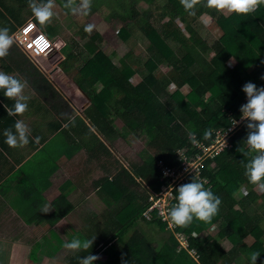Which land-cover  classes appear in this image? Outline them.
<instances>
[{"label": "trees", "instance_id": "1", "mask_svg": "<svg viewBox=\"0 0 264 264\" xmlns=\"http://www.w3.org/2000/svg\"><path fill=\"white\" fill-rule=\"evenodd\" d=\"M138 1H112L115 12L112 18L106 17L109 23L102 33L96 26L89 35L84 31L89 24L85 22L79 33L82 38H88L83 45L90 56L81 60L71 49L62 61L64 69L69 65L76 69L75 79L93 107L90 121L102 135L111 131L126 139L129 133L139 131L138 135L142 133L146 138V147L139 153L140 162L135 165L136 174L147 186L146 196L139 203L126 207L124 221L120 218L112 221L110 227L117 225L118 241L124 237L122 232L126 228L140 221L144 223L143 228H166L167 224L154 219L155 215L151 220L142 216L149 206L148 191H158L160 185L166 183L158 163L162 161L167 168L177 166L182 161L179 150L185 148L187 156L198 151L187 136L189 132L195 133L196 140L202 144H211L217 131H228L233 119L242 115L240 107L247 102L243 86L249 81L257 87L264 86V79H261L264 76V5L249 15H224L200 7L197 15L191 16L180 0H143L146 7H137ZM204 14L210 17L208 29L217 33L211 46L193 25ZM116 17L123 23L118 32L123 40L133 33L134 38L142 42L140 45L130 43L128 52L114 64L104 54L103 47L111 33V21ZM75 43V39L67 38L64 49ZM209 50L213 51L211 56ZM143 55L147 56L145 60ZM162 63L169 69H159ZM135 72L142 77L137 83L130 80ZM96 83L102 85L98 93L93 86ZM85 84L90 85L89 88ZM170 84L175 86L172 92L166 90ZM182 87L188 89L185 94L181 92ZM205 94L209 95L204 98ZM117 117L124 122L119 131L112 127ZM247 122L243 120L230 131L227 145L213 157H205L200 164L199 178L206 180L205 187L222 199L218 215L210 223L194 220L187 228L176 225L174 229L169 228L174 245L164 243L159 247L152 230L148 233L136 230L122 251H114L118 256L105 264H112L114 260L115 264H216L219 253L223 261H227L225 264H230L240 256L249 261L252 251L261 253L257 264H264V193L257 192L248 182L240 163L249 158L241 152L247 151ZM101 123L107 127L99 126ZM207 130H212V134L205 139ZM240 189L245 191L241 193ZM220 223L223 227L219 237L231 244L224 253L210 236L195 237ZM174 233L185 236L186 249L176 250L179 243L173 238ZM250 235L256 239L246 246L243 240ZM89 250L96 254L93 246ZM190 251L196 259L190 257ZM76 259L72 260L74 264L78 262Z\"/></svg>", "mask_w": 264, "mask_h": 264}, {"label": "crops", "instance_id": "2", "mask_svg": "<svg viewBox=\"0 0 264 264\" xmlns=\"http://www.w3.org/2000/svg\"><path fill=\"white\" fill-rule=\"evenodd\" d=\"M112 1L93 0L91 14L85 16L64 8L65 0H56L59 18L40 26L28 6L29 0H0V27L7 26L13 34L32 18L56 48L36 63L14 44L10 54L0 59V71L26 81L24 94L30 97L28 110L22 116H9L4 106L13 107L14 101L0 90V262L3 264H48L46 260L55 253L65 264H74L72 260L81 253L93 252H72L63 247L77 236L95 237L93 248L100 259L94 264H105L115 258L114 251L120 252L124 247H114L120 236L115 233L117 225L110 227L112 221L118 218L124 221L126 207L145 199L147 186L136 174L135 165L128 163L130 151L122 150L125 147L119 144V136L111 131L104 136L92 124L93 107L75 79L76 69L62 66L71 49L81 57L88 53L82 50L81 41L85 38L79 29L86 22L102 33L106 17L115 12ZM97 15L102 20L93 22ZM69 37L77 43L65 50ZM93 86L100 92L102 85ZM17 119L28 124L32 135L27 146L14 149L5 143L3 133L7 128L14 130ZM119 122V117L113 121L116 131ZM98 125L107 127L103 123ZM35 137H40L38 143ZM45 204L51 207L47 213L40 211ZM133 227L122 233L126 235ZM136 230L151 231L147 227ZM96 234H100L99 240ZM50 240L54 241L52 246ZM106 241L110 242L105 245ZM34 245H38L39 251L35 258L31 254Z\"/></svg>", "mask_w": 264, "mask_h": 264}, {"label": "clouds", "instance_id": "3", "mask_svg": "<svg viewBox=\"0 0 264 264\" xmlns=\"http://www.w3.org/2000/svg\"><path fill=\"white\" fill-rule=\"evenodd\" d=\"M180 4L185 12L191 16H196L200 7L214 9L224 15L231 13L249 15L264 5V0H180ZM92 5L93 0H65L63 6L73 14L88 15L91 12ZM28 6L40 26H47L54 19L59 18L58 13L55 11L56 0H29ZM34 23L36 24L35 21ZM204 23L207 24L208 21L205 20ZM36 26L38 30L48 36L37 24ZM95 27L94 24H87L84 27V31L90 35ZM49 39L53 43L50 37ZM15 43L16 38L14 34H11L10 28L7 26L0 27V59H4L10 54V49ZM54 49L56 48L53 43L51 51ZM261 79H264V76ZM26 87V81L0 71V90L3 91L5 97L14 101L13 107L4 106L9 116H22L28 110L30 97L24 94ZM242 90L246 93L247 102L241 105L240 112L242 115L239 118L242 121H248L246 124L248 135L245 141L247 151L241 152L244 153L245 157L249 158L246 161H240V163L248 182L256 190L264 193V86L257 87L255 83L249 81L243 86ZM87 99L89 100V98ZM237 123L238 121L233 119L232 125ZM211 134L212 130H207L205 139L209 138ZM3 135L5 143L10 148L16 149L23 148L29 144L32 132L28 124L21 119H17L14 124V130L13 128H7L4 130ZM189 139L194 145L198 143L193 132H189ZM39 140L40 137H35L37 143ZM189 170H192L191 165ZM206 183V180L194 175L191 182L179 186L177 189L178 202L169 208L164 219L181 228H187L194 220L210 223L218 215L222 199L210 188H206ZM50 210L51 207L47 204L40 209L44 213ZM94 240L95 237L81 238L77 236L70 241H66L63 247L72 252H88L92 248ZM260 254L258 251H252L249 254V264H257ZM98 259H100L99 255L90 253L87 256L78 258L79 264H94Z\"/></svg>", "mask_w": 264, "mask_h": 264}, {"label": "rangeland", "instance_id": "4", "mask_svg": "<svg viewBox=\"0 0 264 264\" xmlns=\"http://www.w3.org/2000/svg\"><path fill=\"white\" fill-rule=\"evenodd\" d=\"M136 5H137V7L138 6L146 7L147 3L145 1H143V0H139ZM100 20H102V19L98 15L94 16V18L92 19L93 22L94 21L97 22V21H100ZM205 20H207L208 23L210 21V17L207 14H204V15L200 16L199 18H197L193 22V25L195 26V28H196L197 32L199 33V35L205 41H207L208 45L211 46L212 41L216 37L217 33H216L215 30L208 29V26H207L208 23L205 24L204 23ZM105 23H106V25H105ZM105 23H103V24L105 25V27H107L109 22L105 21ZM111 24H112V25H110L111 26V33L107 36V39H106L107 42H106V45L103 47V52H104V54L107 57H109V59L114 64H117L118 61H119V58H121L130 49V43L132 45H134V44L140 45L142 40L135 39L133 33L130 34L131 37H129L126 41L123 40L122 37H120V35L118 33L119 29H120V26H122L123 23L118 19V17L114 18L111 21ZM179 24H181V23H179ZM87 39L88 38L83 39L81 41V44L83 45V43H85V41H87ZM59 47H60V45L58 46V48ZM82 50L85 51L86 50L85 47H82ZM142 51L144 53H146V50L142 49ZM212 54H213V51L209 50V55L211 56ZM82 56L83 57H81V60H84V59L88 58L90 55L88 53L84 52V54ZM146 57L147 56L143 55L142 56L143 60H145ZM53 58L54 59L58 58V56H54ZM229 63H231V62H229ZM158 67H159V69H161L163 71H166L167 69H169V67L166 66V64H164V63L159 64ZM141 78H142L141 75L138 74L137 72H135V74L130 77V80L133 83H137ZM174 89H175V86L173 84H170L166 88V90H169V92H172ZM180 89H181V92L183 94H185L188 91L187 87H182ZM208 95L209 94H205L204 98H206ZM244 97H246V94H244ZM122 121L123 120L120 118L119 130L121 129V127L124 126V122H122ZM138 132L139 131L129 133L127 138H126L127 139L126 141H128V142L123 141L120 137H119V140H118V141H120L119 144H122V146L125 147V148H122V150H129L130 151L129 156H127V157H129L128 163L130 162V163H133L134 165H136L137 163L140 162L139 153L144 149V147H146V138H145V136L142 133H140L138 135ZM187 136H189V134H187ZM226 137H227V135L226 136H221V137L220 136L217 137V135H216V136L213 137V140H220V142H221V140H223V138H226ZM197 142L198 143L195 144V145L193 143L192 144L194 146L202 145V143L200 141L197 140ZM226 142H227L226 140H223V145H225ZM122 146H119V148L122 147ZM151 150H154V149L151 148ZM207 150H209V149H207ZM151 152H153V151H151ZM182 152L183 151L181 149V150L178 151V154H179V156L183 157V155L181 154ZM239 191L241 193H243L245 190L240 189ZM257 192H258V190H257ZM133 226L132 227L134 229L131 228L130 231L126 235H124V237H122L121 241H117L115 243V246H114L115 248H120L121 249V247L124 246V244H126L127 241H129V239L131 238V236L134 233V230L137 229V227H141V226L143 227V224L141 222H139L138 225H133ZM168 227L174 229L175 225L172 224V223L171 224L169 223L167 225V228H165L164 230H160L159 227H156V226L147 227L150 230H152L151 234H154L156 236L155 239L157 241L156 242L157 246L161 247V246H163L164 243H170V244L174 245V242H172V240L170 238L171 237L170 231H168L170 229ZM222 227L223 226H222L221 223H220V225L219 224L213 225L208 230H206L205 232L203 231L199 235H195V237L201 239V238H204V237H206L208 235L212 239H214L217 243H219V248L222 249L223 253L224 252H228V250L231 248V244L226 239H224L222 237H219V231L222 230ZM144 229H145V227H144ZM101 232L105 233V230H102ZM173 235H174L173 238L179 243V246L176 247V250L179 251V250L186 249L187 244L185 242V236L182 235L181 233H174ZM96 236H98L97 238L99 240L100 234H96ZM255 239L256 238L254 236L250 235V236H248L247 238H245L243 240V243L246 246H250V245H252L254 243ZM262 243H264V242H262ZM49 244H50V246H52L54 244V241L50 240ZM154 245H156V244H154ZM218 253H219V251H218ZM31 254H32V257H34V258L38 257V254H39L38 245H36V246L34 245L32 251H31ZM188 254L191 255L190 257H194L196 259V256H194V252L193 251L188 252ZM117 256H115V257H117ZM217 256L219 257V259H218V261H216V264H222V263L225 264V263H227V261H223V259L220 256V253ZM33 261L34 260L31 259L32 263H34ZM46 262L48 264H65L66 261L63 262V260H61V258L58 256V254L55 253L54 256L50 257L48 260H46ZM0 264H3V263L0 262ZM112 264H115V263L112 262ZM230 264H249V261L246 259V257L240 256L236 260L230 262Z\"/></svg>", "mask_w": 264, "mask_h": 264}, {"label": "built area", "instance_id": "5", "mask_svg": "<svg viewBox=\"0 0 264 264\" xmlns=\"http://www.w3.org/2000/svg\"><path fill=\"white\" fill-rule=\"evenodd\" d=\"M16 38V45L20 48L25 55H27L32 61L38 63V58L41 55L48 54L53 47V43L42 31L38 30L34 21L29 18L23 24L18 26L13 33ZM238 123L229 127L228 131H217V137L226 136L228 133L233 130L237 125H239L242 120L237 119ZM227 137L223 140L227 141ZM223 140H213L209 145H198L196 146V151L191 156L184 155L185 149L182 151V161L179 165L173 167H165L163 162H159L158 166L162 172V180H165V184H161L158 191L149 190L148 192V202L149 206L144 211L142 216L146 220H151L155 215L156 218L161 222L166 223L167 225L171 221H166L164 216L167 214L169 208L176 204L178 191L177 189L182 184H185L189 181V177L196 175L199 177L200 164L202 160L207 156H214L220 152V150L226 145H223ZM209 149V150H207ZM212 152V153H211ZM191 165V169L189 170ZM167 228V226H166ZM169 228V227H168ZM172 229V228H171Z\"/></svg>", "mask_w": 264, "mask_h": 264}]
</instances>
